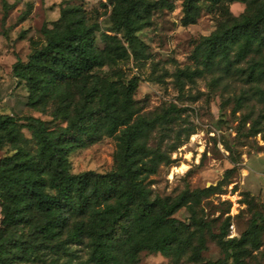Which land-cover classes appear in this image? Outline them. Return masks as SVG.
Masks as SVG:
<instances>
[{
	"label": "trees",
	"instance_id": "1",
	"mask_svg": "<svg viewBox=\"0 0 264 264\" xmlns=\"http://www.w3.org/2000/svg\"><path fill=\"white\" fill-rule=\"evenodd\" d=\"M199 2L224 7L227 14L194 49L204 68L229 70L251 55L264 57V0H181L184 25L195 22ZM235 2L245 5L238 15L229 10ZM107 3L126 45L102 31L99 46L98 15L82 3L65 4L41 28L43 40L32 42L26 60L12 65L13 76L26 87V105L51 119L0 113V145L12 150L0 158V264H139L143 251L173 261L185 256L193 264H249L248 246L262 244L264 215L253 216L239 236L229 237V214L218 231L196 214L202 200L221 189V180L185 188L175 197L153 194L149 176L169 163L148 145L160 117L137 115L138 77L123 82L119 72H98L127 59L128 50L135 56L143 52L135 32L149 25L151 11L173 9L172 1ZM245 72L253 80L264 78V61L250 63ZM22 128L35 150L21 139ZM114 136L112 168L71 171L72 151ZM183 207L187 220L175 215ZM206 234L220 249L214 260L202 257Z\"/></svg>",
	"mask_w": 264,
	"mask_h": 264
},
{
	"label": "rangeland",
	"instance_id": "2",
	"mask_svg": "<svg viewBox=\"0 0 264 264\" xmlns=\"http://www.w3.org/2000/svg\"><path fill=\"white\" fill-rule=\"evenodd\" d=\"M171 1L173 9L151 11L149 25L135 32L144 45L143 52L135 56L128 50L127 59L98 72H119L123 82L138 77L133 96L137 115L160 117L155 120L148 145L163 152L169 163L160 164L149 176L153 194L175 197L185 188L216 185L221 180V189L204 198L196 214L208 220L213 231H218L229 214V237L239 236L253 216L264 215V78L253 80L245 72L250 63L264 61V57L251 55L229 70L222 65L204 68L194 49L202 36L226 18L225 9L199 2L195 22L184 25L181 0ZM80 3L98 15L99 46H103L102 31L116 34L126 45L115 32L110 4L102 0H0V113L51 119L26 105V87L13 76L12 65L17 59L26 60L32 42L43 40L41 28L58 18L60 5ZM244 8L238 2L229 5L233 15ZM21 139L35 150L26 128L21 129ZM117 144L115 136L104 137L72 151L71 171L109 170ZM11 151L9 145H0V158ZM175 215L187 220L189 212L183 207ZM248 249L252 250L249 264H264V232L262 244ZM220 254L216 242L206 234L203 259L214 260ZM139 257V264H193L185 256L173 261L160 253L143 251Z\"/></svg>",
	"mask_w": 264,
	"mask_h": 264
},
{
	"label": "built area",
	"instance_id": "3",
	"mask_svg": "<svg viewBox=\"0 0 264 264\" xmlns=\"http://www.w3.org/2000/svg\"><path fill=\"white\" fill-rule=\"evenodd\" d=\"M104 3H107V0H102ZM230 227H231V225H230Z\"/></svg>",
	"mask_w": 264,
	"mask_h": 264
}]
</instances>
